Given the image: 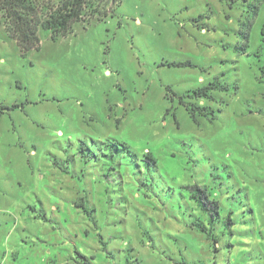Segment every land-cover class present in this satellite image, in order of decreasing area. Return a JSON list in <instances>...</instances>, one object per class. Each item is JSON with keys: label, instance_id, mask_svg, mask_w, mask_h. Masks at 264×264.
<instances>
[{"label": "rangeland", "instance_id": "374dc122", "mask_svg": "<svg viewBox=\"0 0 264 264\" xmlns=\"http://www.w3.org/2000/svg\"><path fill=\"white\" fill-rule=\"evenodd\" d=\"M84 14L0 28V264H264V0Z\"/></svg>", "mask_w": 264, "mask_h": 264}, {"label": "trees", "instance_id": "16d2710c", "mask_svg": "<svg viewBox=\"0 0 264 264\" xmlns=\"http://www.w3.org/2000/svg\"><path fill=\"white\" fill-rule=\"evenodd\" d=\"M93 1L102 0H0V28L4 27L10 38L18 44L21 52L39 49L40 30L49 31L52 39L67 37L73 33L74 25L86 23L85 11ZM264 44V27L261 30ZM173 66H186L174 64ZM198 192L203 191L197 189ZM194 197L200 204L203 196Z\"/></svg>", "mask_w": 264, "mask_h": 264}]
</instances>
